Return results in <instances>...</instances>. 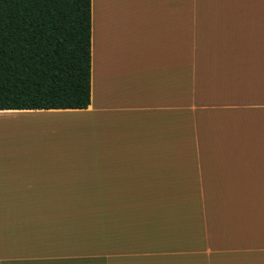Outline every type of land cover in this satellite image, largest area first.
I'll use <instances>...</instances> for the list:
<instances>
[{
  "label": "crops",
  "instance_id": "crops-1",
  "mask_svg": "<svg viewBox=\"0 0 264 264\" xmlns=\"http://www.w3.org/2000/svg\"><path fill=\"white\" fill-rule=\"evenodd\" d=\"M89 54L85 109L0 111V264H264V0H90ZM128 190L167 253L90 226Z\"/></svg>",
  "mask_w": 264,
  "mask_h": 264
},
{
  "label": "trees",
  "instance_id": "trees-1",
  "mask_svg": "<svg viewBox=\"0 0 264 264\" xmlns=\"http://www.w3.org/2000/svg\"><path fill=\"white\" fill-rule=\"evenodd\" d=\"M90 0H0V111L89 104Z\"/></svg>",
  "mask_w": 264,
  "mask_h": 264
},
{
  "label": "rangeland",
  "instance_id": "rangeland-1",
  "mask_svg": "<svg viewBox=\"0 0 264 264\" xmlns=\"http://www.w3.org/2000/svg\"><path fill=\"white\" fill-rule=\"evenodd\" d=\"M125 195L127 198L125 202L90 203V211L94 212V218L90 219V226L94 228H98V226L111 229L121 228L122 232L125 233L122 234V239L126 240L128 257L136 253L150 251L146 247H149L153 241L157 244L160 254L167 253L166 248L161 244H166L168 236L158 234V232H166L167 227L165 197L161 202L140 203L134 200L135 192L133 190H128ZM152 215H156L157 219L153 220ZM152 228L157 230L154 235L150 234Z\"/></svg>",
  "mask_w": 264,
  "mask_h": 264
}]
</instances>
